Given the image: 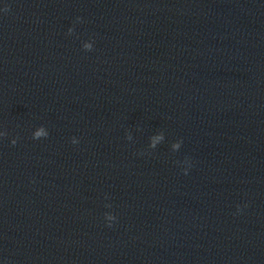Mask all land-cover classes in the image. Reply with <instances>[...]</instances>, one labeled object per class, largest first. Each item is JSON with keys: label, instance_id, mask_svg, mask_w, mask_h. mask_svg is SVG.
Wrapping results in <instances>:
<instances>
[{"label": "water", "instance_id": "obj_1", "mask_svg": "<svg viewBox=\"0 0 264 264\" xmlns=\"http://www.w3.org/2000/svg\"><path fill=\"white\" fill-rule=\"evenodd\" d=\"M0 264H264V0H0Z\"/></svg>", "mask_w": 264, "mask_h": 264}]
</instances>
